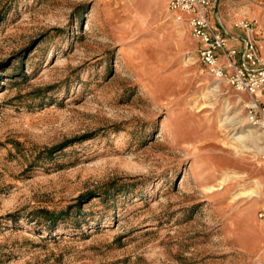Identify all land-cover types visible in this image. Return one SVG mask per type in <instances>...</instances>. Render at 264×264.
<instances>
[{
	"label": "rangeland",
	"instance_id": "1",
	"mask_svg": "<svg viewBox=\"0 0 264 264\" xmlns=\"http://www.w3.org/2000/svg\"><path fill=\"white\" fill-rule=\"evenodd\" d=\"M167 1L0 0V264H264L262 129Z\"/></svg>",
	"mask_w": 264,
	"mask_h": 264
},
{
	"label": "built area",
	"instance_id": "2",
	"mask_svg": "<svg viewBox=\"0 0 264 264\" xmlns=\"http://www.w3.org/2000/svg\"><path fill=\"white\" fill-rule=\"evenodd\" d=\"M212 0H168L166 9L174 22L183 24L198 41L196 57L212 77L224 81L246 97L243 104L248 122L258 125L264 135V56L257 44H264L259 25L247 19L232 22L241 30L240 49L227 45L225 35L210 20ZM264 169V143L258 149ZM260 215V213H259Z\"/></svg>",
	"mask_w": 264,
	"mask_h": 264
},
{
	"label": "crops",
	"instance_id": "3",
	"mask_svg": "<svg viewBox=\"0 0 264 264\" xmlns=\"http://www.w3.org/2000/svg\"><path fill=\"white\" fill-rule=\"evenodd\" d=\"M222 4H223L222 0H212V8L210 10V20L213 23V25L225 35L228 46L234 47L236 49H240L244 39L243 33L241 30H237V29L232 30L231 25L230 26L228 25L229 22L225 20L226 16L223 14L224 10L222 9L223 7ZM238 19H247L254 21L253 19H249L244 16L233 18L232 21ZM259 28H260L259 29L260 35L264 37V26L262 27L259 26ZM257 49L264 56V44L258 43Z\"/></svg>",
	"mask_w": 264,
	"mask_h": 264
},
{
	"label": "trees",
	"instance_id": "4",
	"mask_svg": "<svg viewBox=\"0 0 264 264\" xmlns=\"http://www.w3.org/2000/svg\"><path fill=\"white\" fill-rule=\"evenodd\" d=\"M62 145V144H61ZM60 145V146H61ZM60 146H57V147H60ZM53 150L54 149H56V148H52ZM42 213H43V215H45V216H47L48 218H49V221L50 222H52V221H54L55 219H53V215H54V213H53V211H48V210H45V209H43V210H40ZM61 213H63V211H58L57 213H56V216H58L59 214H61Z\"/></svg>",
	"mask_w": 264,
	"mask_h": 264
}]
</instances>
